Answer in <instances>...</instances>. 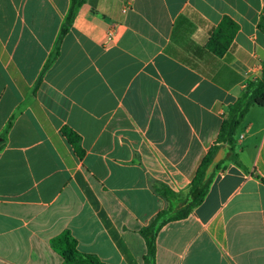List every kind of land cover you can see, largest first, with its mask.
<instances>
[{"label": "crops", "instance_id": "crops-1", "mask_svg": "<svg viewBox=\"0 0 264 264\" xmlns=\"http://www.w3.org/2000/svg\"><path fill=\"white\" fill-rule=\"evenodd\" d=\"M69 4L0 0V264H62L64 231L103 264H143L138 232L167 207L156 188L186 195L260 78L264 0H85L44 70ZM238 132L245 169L223 162L159 231L155 264H264V110Z\"/></svg>", "mask_w": 264, "mask_h": 264}, {"label": "trees", "instance_id": "trees-1", "mask_svg": "<svg viewBox=\"0 0 264 264\" xmlns=\"http://www.w3.org/2000/svg\"><path fill=\"white\" fill-rule=\"evenodd\" d=\"M84 2L85 0H70L69 9L60 28L56 47L49 56L44 70L58 57L61 41L68 33L78 10ZM227 22L230 23L232 27L231 36H233L236 32V26L228 19L223 20V24ZM252 107L264 110V68L261 71L260 78L251 82L247 86L244 94L233 104L228 106L227 117L220 126L216 141L201 160L190 182L186 195L182 197L162 185L156 188V192L166 200L167 207L158 212L149 223L138 232L146 248L145 254L142 257L143 264H155L156 239L159 231L162 227L171 222L186 219L192 210L202 203L215 173L220 169L223 162L229 161L237 167L245 169L234 150L235 136L245 116ZM60 132L62 137L73 148L76 155L81 157L83 151L80 148L79 137L68 127H62ZM220 148H224L226 156L223 161L215 166L214 171L206 176L205 171ZM76 246L75 239L68 231H64L50 240V247L62 258V264H103L95 255L79 253Z\"/></svg>", "mask_w": 264, "mask_h": 264}, {"label": "water", "instance_id": "water-1", "mask_svg": "<svg viewBox=\"0 0 264 264\" xmlns=\"http://www.w3.org/2000/svg\"><path fill=\"white\" fill-rule=\"evenodd\" d=\"M225 156H226V153L224 151V148H220L215 154L211 164L206 169L205 175L208 176L209 174H211L214 171L215 166L218 165L221 161H223Z\"/></svg>", "mask_w": 264, "mask_h": 264}, {"label": "built area", "instance_id": "built-area-1", "mask_svg": "<svg viewBox=\"0 0 264 264\" xmlns=\"http://www.w3.org/2000/svg\"><path fill=\"white\" fill-rule=\"evenodd\" d=\"M113 40H114V33L112 30H109L106 37V45L112 44Z\"/></svg>", "mask_w": 264, "mask_h": 264}, {"label": "rangeland", "instance_id": "rangeland-1", "mask_svg": "<svg viewBox=\"0 0 264 264\" xmlns=\"http://www.w3.org/2000/svg\"><path fill=\"white\" fill-rule=\"evenodd\" d=\"M238 136H239V132H238V134L235 136V138H238ZM234 148H235L234 150L238 153V152H239V147H238V146H235Z\"/></svg>", "mask_w": 264, "mask_h": 264}]
</instances>
